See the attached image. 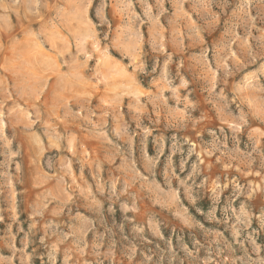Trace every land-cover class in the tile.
Returning a JSON list of instances; mask_svg holds the SVG:
<instances>
[{
    "label": "rangeland",
    "instance_id": "rangeland-1",
    "mask_svg": "<svg viewBox=\"0 0 264 264\" xmlns=\"http://www.w3.org/2000/svg\"><path fill=\"white\" fill-rule=\"evenodd\" d=\"M0 264H264V0H0Z\"/></svg>",
    "mask_w": 264,
    "mask_h": 264
}]
</instances>
